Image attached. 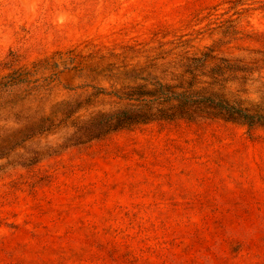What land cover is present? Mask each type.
<instances>
[{
  "label": "rangeland",
  "instance_id": "rangeland-1",
  "mask_svg": "<svg viewBox=\"0 0 264 264\" xmlns=\"http://www.w3.org/2000/svg\"><path fill=\"white\" fill-rule=\"evenodd\" d=\"M203 53L245 70L229 96L264 99V0H0V81H19L0 90V264H264V126L37 130L63 101L118 108L109 65L185 87Z\"/></svg>",
  "mask_w": 264,
  "mask_h": 264
},
{
  "label": "trees",
  "instance_id": "trees-1",
  "mask_svg": "<svg viewBox=\"0 0 264 264\" xmlns=\"http://www.w3.org/2000/svg\"><path fill=\"white\" fill-rule=\"evenodd\" d=\"M215 60L217 58L209 53L188 58L184 70L188 79L185 87L164 82L147 67L129 68L125 65L123 69H119L109 65L102 69L108 73L101 75L114 84H120V88L111 91L103 88L96 90L114 97L118 104L121 103L118 108L98 111L82 121L80 111L84 105L76 101H63L57 110L38 122L37 130L50 132L53 126L51 120L58 114L64 115L62 122L73 116L71 123L86 141L158 119H191L203 115L221 117L248 127L264 126V99L252 101L231 97L225 91L224 83L244 79V76H236L235 72L245 70L226 58H219L217 62ZM227 72L229 75H226ZM6 78L5 81H0V90L19 82L11 76ZM197 79L199 87H196ZM47 121L50 124L46 125Z\"/></svg>",
  "mask_w": 264,
  "mask_h": 264
}]
</instances>
